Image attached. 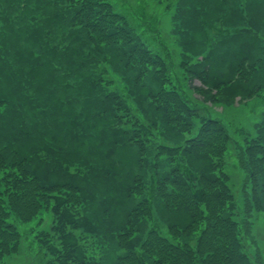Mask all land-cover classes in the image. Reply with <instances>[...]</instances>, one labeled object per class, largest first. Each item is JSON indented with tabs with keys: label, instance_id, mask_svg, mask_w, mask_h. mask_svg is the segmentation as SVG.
I'll use <instances>...</instances> for the list:
<instances>
[{
	"label": "trees",
	"instance_id": "obj_1",
	"mask_svg": "<svg viewBox=\"0 0 264 264\" xmlns=\"http://www.w3.org/2000/svg\"><path fill=\"white\" fill-rule=\"evenodd\" d=\"M147 4L174 10L177 48L145 4L0 0V261L45 210L43 264H262L226 166L264 211V121L238 141L211 107L261 89L238 41L264 0Z\"/></svg>",
	"mask_w": 264,
	"mask_h": 264
},
{
	"label": "rangeland",
	"instance_id": "obj_2",
	"mask_svg": "<svg viewBox=\"0 0 264 264\" xmlns=\"http://www.w3.org/2000/svg\"><path fill=\"white\" fill-rule=\"evenodd\" d=\"M130 2L133 9L136 5L142 7V5L145 4V9L148 10L147 15L151 16L154 21V26H158L162 32L161 38L159 39L160 42H162V44L173 45L177 48L178 45H176L174 41L171 42L172 35L170 34L173 25V9L165 10L164 6H160L159 8L155 6V8H153V6L147 4L148 0H130ZM130 22L134 28H137L141 20H139L137 15H133L130 17ZM248 26L252 28L257 27L256 24L251 22L248 23ZM245 40V49L247 52L243 54V56L246 57L243 64V70L249 75L248 72H251L252 70L249 68V65L252 60L256 61L257 59L255 68L259 71L261 77V79H259V85L261 86L260 91H254L251 96L238 93L232 104L211 107V111L218 115L217 118L225 125L230 136L234 139H238V141L243 138L244 134L257 135L259 132L255 129V125L259 126L260 123L264 121V108H260L264 105V26H260L255 41L252 40V37H250L249 34L248 36H242L238 43H241L242 41L244 42ZM156 45L160 46L158 42H156ZM249 51H252L249 56L253 58H247L246 55H248L247 53ZM171 52L173 53V50H171ZM194 83L196 85L199 84L198 81H195ZM255 84L258 85L257 79ZM202 112L204 113L206 111L203 110ZM230 153H234V151H227L226 169L230 175L229 184L235 194L240 214L244 215L247 213L246 210H249L248 212H250V218L254 222L252 232L256 238L257 248L262 257V264H264V211L257 212L253 208H247V199H249L250 196L249 182L246 179L245 172L239 167V164L236 161L237 159H233V157L235 158V155L233 154V157H230ZM52 220V213L50 211L42 210L32 221L16 223L21 233L19 250L17 253L4 258L0 261V264H43V260L46 258L45 250L39 244L36 235L39 230L42 232L50 230ZM256 249L252 248L251 250H253L254 253Z\"/></svg>",
	"mask_w": 264,
	"mask_h": 264
}]
</instances>
